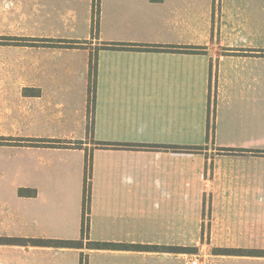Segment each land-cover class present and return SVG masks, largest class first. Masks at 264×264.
I'll return each instance as SVG.
<instances>
[{
	"label": "crops",
	"instance_id": "0c3cea01",
	"mask_svg": "<svg viewBox=\"0 0 264 264\" xmlns=\"http://www.w3.org/2000/svg\"><path fill=\"white\" fill-rule=\"evenodd\" d=\"M0 150V239L83 242L0 264H264V0H0Z\"/></svg>",
	"mask_w": 264,
	"mask_h": 264
},
{
	"label": "trees",
	"instance_id": "16d2710c",
	"mask_svg": "<svg viewBox=\"0 0 264 264\" xmlns=\"http://www.w3.org/2000/svg\"><path fill=\"white\" fill-rule=\"evenodd\" d=\"M120 48H125V47H120ZM187 51L190 52H200L202 51V49L200 48H187ZM96 60L94 58V60L92 59V71L95 74L96 72ZM93 89V97L92 100H94V95H95V85H93L92 87ZM44 141H40V143H43ZM54 143H58V144H62V142L58 141V142H54ZM139 148H161L160 146H147V145H139ZM165 149H174V150H178L181 152H186V153H199L203 150L202 147H164ZM23 191L25 190H21L20 192L23 193ZM32 192V191H29ZM88 220L85 218L84 219V225H83V235H87L88 233ZM0 243H6V244H32L33 246H42V247H53V248H82L83 246V242L82 241H67V240H35V239H31V240H23V239H0ZM90 249H95V250H104V249H109V248H114V249H130L132 248L133 250H137V251H142V252H162L163 250H173V249H169V248H164V247H157V246H132V247H127V246H123V245H117V244H108V243H98V242H94V243H90L89 245ZM176 250H180V249H176ZM182 250V249H181ZM187 253H192V251H194V249L188 248L186 249ZM218 252H221L223 255H227V254H237V251H233V250H218ZM241 253V252H240ZM251 254H259V256L264 257V251L262 252H255V253H251Z\"/></svg>",
	"mask_w": 264,
	"mask_h": 264
},
{
	"label": "rangeland",
	"instance_id": "374dc122",
	"mask_svg": "<svg viewBox=\"0 0 264 264\" xmlns=\"http://www.w3.org/2000/svg\"><path fill=\"white\" fill-rule=\"evenodd\" d=\"M92 102H94V100H92ZM65 136H67V135H61L58 138L59 139H63V138H66ZM6 159H8V156H5V151L4 150H0V193H4V192H8V191L13 190L12 184L7 182V181L5 182L3 180V178L1 177L2 172L5 171V169L2 170V162H4ZM10 165H11V163H10ZM7 170H11V168L7 169ZM211 251H212V249L208 248V249L204 250L203 253L201 254L200 249H198V251L196 253H197V255H201V258L199 259L201 262L208 263V259L206 260L205 258H206V254L209 255L211 253ZM194 252L195 251H192V253H194ZM193 259H194V256H191L189 258V261H191Z\"/></svg>",
	"mask_w": 264,
	"mask_h": 264
},
{
	"label": "built area",
	"instance_id": "2783aa9c",
	"mask_svg": "<svg viewBox=\"0 0 264 264\" xmlns=\"http://www.w3.org/2000/svg\"><path fill=\"white\" fill-rule=\"evenodd\" d=\"M199 259H200V256H195L194 259L191 260L189 264H201Z\"/></svg>",
	"mask_w": 264,
	"mask_h": 264
}]
</instances>
